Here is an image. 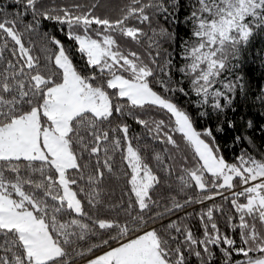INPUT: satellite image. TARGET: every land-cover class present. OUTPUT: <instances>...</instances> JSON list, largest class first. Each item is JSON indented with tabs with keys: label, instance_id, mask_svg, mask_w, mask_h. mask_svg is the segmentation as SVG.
<instances>
[{
	"label": "snow or ice",
	"instance_id": "6c2138e0",
	"mask_svg": "<svg viewBox=\"0 0 264 264\" xmlns=\"http://www.w3.org/2000/svg\"><path fill=\"white\" fill-rule=\"evenodd\" d=\"M114 11L103 0L0 4V264H264V151L249 137L251 150L227 160L176 100L193 96L202 118L236 111L264 0ZM45 21L71 43L42 32ZM165 186L176 194L159 195ZM192 205L204 206L199 236L183 223Z\"/></svg>",
	"mask_w": 264,
	"mask_h": 264
},
{
	"label": "trees",
	"instance_id": "16d2710c",
	"mask_svg": "<svg viewBox=\"0 0 264 264\" xmlns=\"http://www.w3.org/2000/svg\"><path fill=\"white\" fill-rule=\"evenodd\" d=\"M54 4L65 5L72 4L74 2L84 3L86 0H52ZM126 0H103L105 8L112 10L111 14L115 15L114 10L122 7ZM186 2V0H182ZM7 3V0H0V4ZM15 6H10L8 11H11ZM104 9H100L99 12H103ZM99 14V13H98ZM186 15V9H181L179 12V17L181 22L175 26V31L178 34V37H186L187 28L182 23L183 17ZM26 20L30 17H25ZM59 26L54 25L52 22L45 21L41 25L40 30L47 31L51 35H55L57 38L64 41L66 44H70V41H67L65 35L58 30ZM171 30V29H170ZM78 66L80 61H76ZM243 75L245 77L247 85L246 95H238L234 101V107L236 111L226 109L223 114L217 117L214 113L211 117H200L196 111L195 106L190 103L194 99L193 96L185 97L183 95H178L176 97L177 102L185 108L191 115L194 116L196 120V127L198 130H203L204 128H211L216 135L217 142L221 148L222 154L229 161L233 160L238 153L242 150L249 149V144L247 143V138H251L253 145L257 147V150L264 151V131H261L264 128V101L260 99L264 95V39L259 37L255 38L253 43L244 53V59L242 62ZM187 87V84H185ZM159 118V117H157ZM251 120L253 127L251 129L246 128V122ZM228 121H232L235 124V128L228 127ZM133 129V134L142 132L141 126L137 125L132 119L127 121ZM223 125L224 132H215V129L218 125ZM241 136L244 138L245 142H239L235 140V137ZM179 161L177 162V171ZM174 185L178 183L173 177L171 181ZM115 188L114 199L118 198L121 195L120 187L116 184L112 185ZM159 195L164 197H169L170 195L176 194L175 192H170V190L165 186L161 187L158 190ZM178 199L182 200V197L178 196ZM216 203H224L217 197ZM210 205L211 202H208ZM204 207L202 205H192L189 206L185 211L193 213L191 217H187L183 220V223L188 224L193 228L194 233L199 236L201 225L195 215L197 212ZM227 210V209H226ZM178 216L183 217L184 212L177 213ZM172 219H176V216H173ZM221 227L223 230V220L220 219ZM191 264H196L195 258L192 259Z\"/></svg>",
	"mask_w": 264,
	"mask_h": 264
}]
</instances>
